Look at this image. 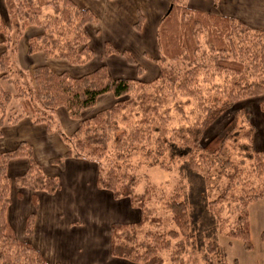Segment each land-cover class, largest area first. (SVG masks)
<instances>
[{"label": "trees", "instance_id": "obj_1", "mask_svg": "<svg viewBox=\"0 0 264 264\" xmlns=\"http://www.w3.org/2000/svg\"><path fill=\"white\" fill-rule=\"evenodd\" d=\"M12 2L17 18L14 37L0 19L4 45L0 54V137L4 124H15L22 118L44 125L48 133L56 132L66 152L63 157L51 160L52 163L61 165L68 158L95 163L97 188L111 193L114 199H128L131 207L139 211L137 222L110 226L109 254L133 264H163L161 253L169 251L171 242L188 229L187 207L179 188L163 201L170 216L168 221L151 215L148 204L156 193L155 186L146 183L143 192L135 193L139 178L119 164L128 149L151 144L156 146L157 156L167 150L166 144H170L176 156H189L201 149L207 156L220 155L236 133L238 112L203 148L201 142L205 131L223 113L238 102L252 98L259 99V110L264 113V31L253 30L232 17L192 9L182 0H171L156 30L158 59L155 64L159 69L156 79L148 83L138 79H112L103 63L95 71L73 78L66 73L55 74L46 66L32 70L19 68L15 60L17 45L25 29L35 26L41 33L28 39L29 55L40 52L45 58L84 65L93 58L85 30L87 24L97 21L93 12L78 7L73 0ZM141 23L139 15L134 28L139 31ZM110 55H121L136 66L138 77L143 74L130 52H119L106 42L104 57ZM107 93L113 95L115 104L91 118L81 119V113L94 107L97 99ZM179 98L195 103L190 113L194 116L191 123ZM17 100L21 102L18 111L13 105ZM172 101L176 102L175 110L186 122L177 128H169L168 103ZM60 107L65 109L69 119L79 123L69 136L55 118V110ZM241 112L249 123L248 112ZM250 128L248 158L253 163V171L264 178V151L254 148V128ZM110 146L116 154L104 165ZM17 158L26 159L27 168L22 175L11 179L7 166L10 160ZM203 163L207 164L206 159ZM195 166L190 159L189 167ZM234 173L218 202L232 197L237 186L233 182L236 169ZM59 185L56 177L42 171L26 142L0 153V264H47L30 243L16 238L7 221V208L13 187L17 191H31L36 204V192L54 194ZM241 197L246 208L237 216L234 230L226 236L240 240L246 250H251L248 206L264 199V188ZM147 227L153 229L145 231ZM33 228L34 215L30 214L25 220V237L32 235ZM175 251L171 256L173 263L183 251L182 241H178Z\"/></svg>", "mask_w": 264, "mask_h": 264}, {"label": "crops", "instance_id": "obj_2", "mask_svg": "<svg viewBox=\"0 0 264 264\" xmlns=\"http://www.w3.org/2000/svg\"><path fill=\"white\" fill-rule=\"evenodd\" d=\"M182 1L192 9L232 17L243 21L253 30L264 31V0ZM73 2L82 9L92 11L97 18L95 24L85 26L93 58L84 65H72L63 59L45 58L40 52L29 55L28 39L41 33L40 28L30 26L25 29L17 45L15 60L19 68L32 70L46 66L55 74L66 73L78 78L95 71L103 63L112 79H138L142 83H148L157 78L156 30L171 0ZM139 15L142 16V23L138 31L134 27ZM106 42L119 52H130L137 65L143 69V74L138 77L136 66L129 64L121 55L104 57ZM3 50V36L0 34V54ZM115 102L112 94L102 95L94 107L81 113V119L91 118L96 113L111 108ZM55 118L60 121L61 130L67 136L78 128V121L69 119L63 107L55 110ZM20 142L31 146L33 157L42 171L48 176L56 177L60 185L54 194L36 192V204L31 191L22 189L12 195L11 190L6 216L15 235L40 252L47 264H104V260L106 264H133L109 254V237L105 238L103 232L109 234L112 224L133 222L140 215L135 213L129 201L119 199V203L111 193L97 188L95 163L73 158L64 159L61 165L52 163L51 160L65 154L63 141L56 132L48 133L44 125L34 124L28 118H22L15 124H4L0 153L14 149ZM26 168V159H13L8 163L7 174L13 179L22 175ZM30 214L34 215V228L32 235L27 238L24 226ZM86 223L90 224L88 230L84 227ZM102 237L103 244L99 241Z\"/></svg>", "mask_w": 264, "mask_h": 264}, {"label": "rangeland", "instance_id": "obj_3", "mask_svg": "<svg viewBox=\"0 0 264 264\" xmlns=\"http://www.w3.org/2000/svg\"><path fill=\"white\" fill-rule=\"evenodd\" d=\"M14 11L12 0H2L0 19L13 37L16 32L14 25L17 22ZM258 101V98H252L238 102L205 131L201 148L233 119L235 112H238L236 133L225 144L222 153L216 157L207 156L202 149L192 152L189 156H176L172 154L170 144H166L167 150L161 156H157L156 146L151 144L145 148L134 146L128 149L123 161L118 163L139 178L140 182L135 188V193L143 192L146 183L155 186L156 193L148 204L151 215L160 216L168 221L170 216L164 209L163 201L179 188L181 199L187 207L188 229L178 240L171 242L169 251L161 253L163 264H264V199H259L248 206L251 250H246L240 240L226 236L228 232L234 230L237 216L246 208V206L243 207L244 197L241 196L264 188V178L253 171V163L248 158L247 133L251 130L250 127L254 128L252 134L254 148L264 151V113L259 110ZM178 102L183 105V111L189 118L188 123H191L194 119V116L190 114L195 109L194 101L179 98ZM175 104V101L168 103L170 107L169 128H177L186 124L175 110ZM13 105L18 111L21 108L20 100L13 102ZM242 110L248 112L249 123L241 112ZM59 122L57 119L58 125L61 126ZM115 154L114 147L110 146L107 159L103 162L104 165H107ZM190 159L196 165L194 168L189 167ZM205 159L207 164L203 163ZM235 169L236 178L233 182L237 186L232 191V197L229 196L226 201L218 202L229 182L228 179L235 174ZM12 191L13 195L17 189L13 187ZM123 200L129 201L128 199ZM135 213L139 211L135 209ZM95 223L100 225L97 221ZM89 226L88 223L84 225L87 230ZM149 229L153 228L147 227L145 231ZM103 234L105 238L110 237V233L107 234L106 231ZM103 240V237L99 240L101 244ZM178 241H182L183 251L177 254V261L173 263L171 256ZM81 252L88 254L86 251ZM106 263L104 260V264Z\"/></svg>", "mask_w": 264, "mask_h": 264}]
</instances>
